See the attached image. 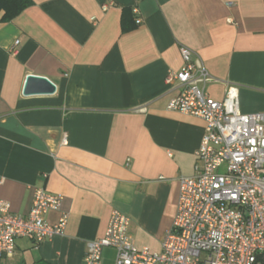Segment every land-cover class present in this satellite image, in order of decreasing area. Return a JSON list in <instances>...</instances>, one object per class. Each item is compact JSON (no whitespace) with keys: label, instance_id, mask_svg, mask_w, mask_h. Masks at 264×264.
Returning a JSON list of instances; mask_svg holds the SVG:
<instances>
[{"label":"crops","instance_id":"0c3cea01","mask_svg":"<svg viewBox=\"0 0 264 264\" xmlns=\"http://www.w3.org/2000/svg\"><path fill=\"white\" fill-rule=\"evenodd\" d=\"M181 46L217 79L210 97L229 81L241 112L264 111V0H31L0 20V199L25 216L42 187L68 213L62 235L17 237L2 264H84L113 208L138 249L161 250L204 134L201 118L166 107ZM28 74L54 92L23 94ZM114 256L103 248L101 264Z\"/></svg>","mask_w":264,"mask_h":264},{"label":"built area","instance_id":"2783aa9c","mask_svg":"<svg viewBox=\"0 0 264 264\" xmlns=\"http://www.w3.org/2000/svg\"><path fill=\"white\" fill-rule=\"evenodd\" d=\"M180 54L183 65L165 76L178 89L166 107L201 118L204 134L193 175L178 178L176 212L161 250L138 249L130 218L113 208L103 235L86 241L84 264H101L105 247L115 251L113 264H264V111L241 112L238 85L229 81L221 100L210 97L206 85L217 79L188 47L181 46ZM61 203V195L35 187L23 216L0 199V264L17 237L39 243L62 235L68 213ZM48 210L60 211L55 223L45 220Z\"/></svg>","mask_w":264,"mask_h":264},{"label":"water","instance_id":"95a60500","mask_svg":"<svg viewBox=\"0 0 264 264\" xmlns=\"http://www.w3.org/2000/svg\"><path fill=\"white\" fill-rule=\"evenodd\" d=\"M55 90L54 83L45 76L37 74L26 75L22 93L29 94H51Z\"/></svg>","mask_w":264,"mask_h":264},{"label":"trees","instance_id":"16d2710c","mask_svg":"<svg viewBox=\"0 0 264 264\" xmlns=\"http://www.w3.org/2000/svg\"><path fill=\"white\" fill-rule=\"evenodd\" d=\"M30 4L31 0H0V20H11Z\"/></svg>","mask_w":264,"mask_h":264}]
</instances>
